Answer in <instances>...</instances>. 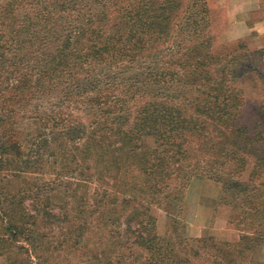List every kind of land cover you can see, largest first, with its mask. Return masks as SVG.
I'll return each mask as SVG.
<instances>
[{
    "label": "trees",
    "instance_id": "obj_1",
    "mask_svg": "<svg viewBox=\"0 0 264 264\" xmlns=\"http://www.w3.org/2000/svg\"><path fill=\"white\" fill-rule=\"evenodd\" d=\"M248 50L216 45L207 0H0V257L264 264V101L242 125L264 50ZM45 163L54 180L16 187ZM193 180L220 186L237 242L185 235ZM63 186L55 211L40 191Z\"/></svg>",
    "mask_w": 264,
    "mask_h": 264
},
{
    "label": "rangeland",
    "instance_id": "obj_2",
    "mask_svg": "<svg viewBox=\"0 0 264 264\" xmlns=\"http://www.w3.org/2000/svg\"><path fill=\"white\" fill-rule=\"evenodd\" d=\"M213 15V34L216 38V45L222 44L235 47L239 44L246 43L248 51L264 50V14L260 11V0H207ZM259 67L260 77L248 78L243 81V87L246 94V106L242 125L252 128L255 120V109L264 101V57ZM263 82V83H262ZM31 128L25 124L22 129ZM33 129V127H32ZM35 129L33 130V132ZM28 132V131H27ZM49 151L44 148L40 153L44 155ZM39 153V154H40ZM60 171L59 166L50 163L43 164L40 175L32 177L33 179L17 180L16 187L22 186L25 189L31 187L35 182L40 185L49 184V180H54ZM68 185L67 181L63 183ZM63 187H53V194L45 189L42 200L50 199L57 211V205H60L64 196L56 195L61 192ZM51 187V186H49ZM49 192V193H48ZM221 188L218 184L208 180H193L186 194V214H185V235L189 238L214 237L220 242H237L241 232L228 224L229 211L219 205ZM45 204V202H44ZM27 207H31V200L26 202ZM158 220V231L165 234L168 226L166 214L162 210L155 212ZM45 232V231H44ZM262 259H264L263 247ZM58 260H52V264H97L91 255L89 247L85 255L63 254L57 257ZM0 264H10L5 256L0 257ZM29 264H38L37 260L32 257Z\"/></svg>",
    "mask_w": 264,
    "mask_h": 264
}]
</instances>
